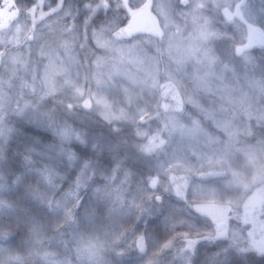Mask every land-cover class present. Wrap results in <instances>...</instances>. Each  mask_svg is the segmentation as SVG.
<instances>
[{
	"label": "clouds",
	"instance_id": "1",
	"mask_svg": "<svg viewBox=\"0 0 264 264\" xmlns=\"http://www.w3.org/2000/svg\"><path fill=\"white\" fill-rule=\"evenodd\" d=\"M145 4L158 33L122 39L118 18L77 20L58 0L0 40V264H264L250 245L264 200L240 218L264 197V47L243 59L201 39L216 27L203 0ZM208 199L227 210L224 237Z\"/></svg>",
	"mask_w": 264,
	"mask_h": 264
},
{
	"label": "rangeland",
	"instance_id": "2",
	"mask_svg": "<svg viewBox=\"0 0 264 264\" xmlns=\"http://www.w3.org/2000/svg\"><path fill=\"white\" fill-rule=\"evenodd\" d=\"M240 1L243 2L241 7L239 6V0H203L207 6L205 10L207 18L211 19L212 22L216 24V27L211 32L208 31L207 27L202 28L200 38L207 39L211 35L217 39L226 40L235 46V50L239 57L243 59H251L253 56L261 54V48L264 47V28L257 26L255 23V20L258 17L264 16V0ZM57 2L58 0H43V4L37 6V0H0V40L6 39L13 33H18L20 29L24 27L26 22H30L38 27L37 21H40L42 17L49 13V10L55 7ZM139 2L140 0H124L123 9L120 11L107 9L106 5L104 7L84 8L83 5L85 0H63V5L65 8H68L70 12L71 6L77 9V12H74L76 13L77 20L89 13H91L93 22L97 24L113 17L118 18L123 24V27L119 31V35L122 39H127L135 34L158 33L159 31L156 24V17L146 4L137 7L136 5L139 4ZM87 3L89 5H96L97 0H87ZM9 10H12V16L10 18ZM137 11L148 19V25L138 33L127 34V28H129L133 19L132 16L137 13ZM221 17L224 26H221L219 23ZM241 17L250 22L248 27L257 26V28L254 29V34L251 33V28L247 30L245 25H242L241 23L238 24L239 22H237V20L240 21ZM250 43L254 45V48L251 49L247 47V44ZM144 147L146 150H150L151 145L148 144ZM236 182L245 187L247 186L243 176L239 174L236 176ZM262 200H264V197L259 193H253V195L242 205L241 220L250 225L254 224L255 217L253 213L255 209L259 207ZM201 207L208 209L207 212L203 213L210 217L215 224L216 235L218 237L226 236L228 234L227 210L214 199L206 200ZM218 222L220 223L219 230L223 231V235L217 234ZM253 240H250V245L252 247H254L252 244ZM237 253L249 259L253 258L251 254Z\"/></svg>",
	"mask_w": 264,
	"mask_h": 264
},
{
	"label": "trees",
	"instance_id": "3",
	"mask_svg": "<svg viewBox=\"0 0 264 264\" xmlns=\"http://www.w3.org/2000/svg\"><path fill=\"white\" fill-rule=\"evenodd\" d=\"M83 1V0H82ZM71 8V12H77L76 10V8L75 7H70ZM9 18L12 16L11 14H12V10H9ZM76 14V13H75ZM78 15H80V14H78ZM5 19V18H4ZM7 19V18H6ZM244 23H245V25H247V26H249L250 24L249 23H246L245 21H244ZM251 27V26H250ZM247 47H249V48H254V45L253 44H248V46ZM159 219V217H156V219H150L149 221H148V223H149V225H154L155 223H156V221ZM131 258L130 257H125V261H126V264H127V261L128 260H130ZM229 259L232 261V264H253V261H254V257L252 258V259H249V258H247V257H243V255H241V254H239V253H237V252H233L232 254H231V256L229 257Z\"/></svg>",
	"mask_w": 264,
	"mask_h": 264
},
{
	"label": "water",
	"instance_id": "4",
	"mask_svg": "<svg viewBox=\"0 0 264 264\" xmlns=\"http://www.w3.org/2000/svg\"><path fill=\"white\" fill-rule=\"evenodd\" d=\"M132 18L131 24L129 28H127V34L138 33V31H142L148 25V19L142 16L139 11H137V13L132 16Z\"/></svg>",
	"mask_w": 264,
	"mask_h": 264
},
{
	"label": "snow or ice",
	"instance_id": "5",
	"mask_svg": "<svg viewBox=\"0 0 264 264\" xmlns=\"http://www.w3.org/2000/svg\"><path fill=\"white\" fill-rule=\"evenodd\" d=\"M200 211L207 212L208 209L205 208V207H201L200 208ZM217 228H218L217 234L218 235H223L224 234L223 231L222 230H219L220 229V223L219 222L217 224ZM139 244H140V246H142V242H139ZM252 244H253L254 247L258 248L259 250H264V241H255V240H253L252 241Z\"/></svg>",
	"mask_w": 264,
	"mask_h": 264
},
{
	"label": "flooded vegetation",
	"instance_id": "6",
	"mask_svg": "<svg viewBox=\"0 0 264 264\" xmlns=\"http://www.w3.org/2000/svg\"><path fill=\"white\" fill-rule=\"evenodd\" d=\"M242 3H243V2H241V1L239 0V6H240V7L243 5ZM225 8H226V7H225ZM225 8H224V9H225ZM225 11H226V9H225ZM240 13H241V11H240ZM241 15H242V13H241ZM221 18H222V17H221ZM230 20H231V19H230ZM234 20H236V19H234ZM244 21H245L246 23H249V24H250L249 21H246V19H245V18H242V17H241L240 21L237 20V22H239L238 24L241 23L242 25H245ZM245 26H246L247 30H249V28H251V30H252L251 33H252V34H254V29L257 28L256 25H254V26H256V27H253V26L248 27L247 25H245ZM247 46H248V44H247Z\"/></svg>",
	"mask_w": 264,
	"mask_h": 264
}]
</instances>
